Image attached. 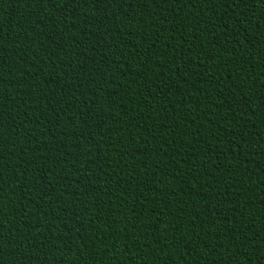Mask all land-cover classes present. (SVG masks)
Wrapping results in <instances>:
<instances>
[{"label":"trees","instance_id":"trees-1","mask_svg":"<svg viewBox=\"0 0 264 264\" xmlns=\"http://www.w3.org/2000/svg\"><path fill=\"white\" fill-rule=\"evenodd\" d=\"M0 264H264V0H0Z\"/></svg>","mask_w":264,"mask_h":264},{"label":"snow or ice","instance_id":"snow-or-ice-1","mask_svg":"<svg viewBox=\"0 0 264 264\" xmlns=\"http://www.w3.org/2000/svg\"><path fill=\"white\" fill-rule=\"evenodd\" d=\"M257 2L259 3V2H260V0H257ZM13 131H14V129H13Z\"/></svg>","mask_w":264,"mask_h":264}]
</instances>
